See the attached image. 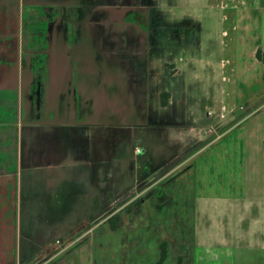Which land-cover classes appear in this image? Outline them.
<instances>
[{
  "label": "crops",
  "instance_id": "obj_1",
  "mask_svg": "<svg viewBox=\"0 0 264 264\" xmlns=\"http://www.w3.org/2000/svg\"><path fill=\"white\" fill-rule=\"evenodd\" d=\"M112 1L0 0V264H47L58 257L55 264H97L95 242L103 246L111 236L112 264H159L163 243L162 264H222L204 249L210 247L206 229L223 216L224 241L263 250L264 102L243 118L223 115L224 128L196 139L186 154L147 144V154L155 152L167 166L164 177L182 170L167 187L168 202L130 205L143 192L136 185L138 164L134 150L118 155L115 148L121 131L134 136L150 125V6ZM258 2L261 40L251 56L252 64L264 65L257 57L258 50L264 57V0ZM228 132L234 138L224 141ZM225 157H241L233 198L213 191ZM73 165L80 169L68 172ZM109 176L124 198L105 212L104 195H115L103 188ZM86 177L91 181L79 188L78 179ZM81 204L91 221L76 237L85 239L39 262L34 233L41 211L62 217Z\"/></svg>",
  "mask_w": 264,
  "mask_h": 264
},
{
  "label": "rangeland",
  "instance_id": "obj_2",
  "mask_svg": "<svg viewBox=\"0 0 264 264\" xmlns=\"http://www.w3.org/2000/svg\"><path fill=\"white\" fill-rule=\"evenodd\" d=\"M113 1L149 5L159 20V26L153 29L155 41L150 48V125L141 130L138 128L134 136L129 135L128 130L121 131L119 146L115 148L118 155H129L135 146L146 154L149 143L153 149L165 145L171 151L186 154L195 148L196 139L202 141L213 137L220 128H224L220 127L219 122L223 115L243 118L264 102V82L261 78L264 65L252 64L251 56L261 40L257 20L258 0ZM183 21L191 23L192 32L188 41L180 42L171 35L177 24ZM230 122H227L228 125ZM106 135H111L110 131L106 130ZM233 135L234 132H228L224 141L234 138ZM108 139L106 143L111 141ZM76 142L71 141L70 145ZM109 152L106 151V154L112 151ZM61 153L63 155L64 147ZM111 155L116 153L112 152ZM240 160L241 157L222 159L220 171L216 172V176L220 177H217V184L213 187L214 193L233 198L236 195L232 194L240 191ZM108 165L110 163L105 166ZM79 169L73 165L68 167V172ZM83 179H78L79 188H85L86 182L91 181V177L86 181ZM116 182L114 177H105L103 188L106 192H114ZM98 187L102 188L101 185ZM123 198V194H105V212H109V208L114 209V199H118L120 204ZM85 208L86 204H81L78 210H68V215L55 218L51 212L50 215L41 211V225L34 233L35 246L39 245L40 248L36 259L44 260L54 249L63 248L70 238L76 237L87 227L91 220L85 218ZM222 208L220 210L226 213ZM218 219L222 230L218 227L219 221L212 222L206 229L210 235V247L204 249L206 254L216 255L222 264L226 256L234 259L232 264H263L264 249L255 248L253 243L244 248L240 242L224 241L225 216ZM113 223L115 220L106 222V226ZM207 237L201 241H207ZM105 238L103 246L98 247L97 242L94 245L97 264H112L114 261V236ZM29 245L23 242V246Z\"/></svg>",
  "mask_w": 264,
  "mask_h": 264
},
{
  "label": "flooded vegetation",
  "instance_id": "obj_3",
  "mask_svg": "<svg viewBox=\"0 0 264 264\" xmlns=\"http://www.w3.org/2000/svg\"><path fill=\"white\" fill-rule=\"evenodd\" d=\"M156 12L152 11V9H149V12L147 14L146 18V26L148 27L149 33V42L150 45H152L155 41L153 29L157 28L159 26V20L157 16L155 15ZM155 16V17H154ZM192 32L191 23H187L186 21H183L179 24H177V27L172 33V37L176 40H179L180 42L188 41L189 36ZM134 157L136 158L137 162V170H136V185L137 189L142 190V194L135 199L130 205H136L143 203L147 200L153 199L158 205H163L166 202L170 200V195L167 192V187L169 184H171L180 174L182 169H178L175 172H172L168 176H163L164 172L167 169V166L163 164V162L159 161L158 157L159 155L154 153L151 154H143L142 150L139 147H134ZM64 199L67 200L68 196L63 193ZM65 202V201H64ZM115 217V216H114ZM110 218L108 222L114 220L113 218ZM90 223H88L87 227ZM85 228V229H86ZM84 229V230H85ZM83 230V231H84ZM79 232L78 234H80ZM75 237H72L69 239L72 240ZM80 239V240H79ZM76 237L74 241L70 242L68 241V251L75 246H78L80 242H82L85 238ZM166 248V254L168 252V245L167 243H163ZM161 253H162V245H161ZM60 257L49 261L47 264H55L57 260H59ZM45 260V258H44ZM44 260L39 259V262H43ZM178 264H182V259H179ZM164 261V260H163ZM163 263V262H162ZM161 263V264H162ZM160 264V261H159Z\"/></svg>",
  "mask_w": 264,
  "mask_h": 264
},
{
  "label": "trees",
  "instance_id": "obj_4",
  "mask_svg": "<svg viewBox=\"0 0 264 264\" xmlns=\"http://www.w3.org/2000/svg\"><path fill=\"white\" fill-rule=\"evenodd\" d=\"M257 57H258L260 60H264V57H262V55H261V51H260V50L257 51ZM165 257H166V248H165V245L163 244V245H162V253H161L160 264L163 262V260L165 259Z\"/></svg>",
  "mask_w": 264,
  "mask_h": 264
}]
</instances>
